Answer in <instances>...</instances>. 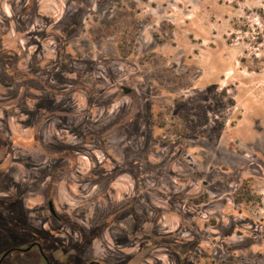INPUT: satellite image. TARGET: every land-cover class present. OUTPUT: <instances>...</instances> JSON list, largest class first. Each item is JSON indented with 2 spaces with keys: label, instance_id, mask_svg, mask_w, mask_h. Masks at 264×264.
Wrapping results in <instances>:
<instances>
[{
  "label": "rangeland",
  "instance_id": "374dc122",
  "mask_svg": "<svg viewBox=\"0 0 264 264\" xmlns=\"http://www.w3.org/2000/svg\"><path fill=\"white\" fill-rule=\"evenodd\" d=\"M0 160L4 264H264V0H0Z\"/></svg>",
  "mask_w": 264,
  "mask_h": 264
},
{
  "label": "flooded vegetation",
  "instance_id": "af4514ba",
  "mask_svg": "<svg viewBox=\"0 0 264 264\" xmlns=\"http://www.w3.org/2000/svg\"><path fill=\"white\" fill-rule=\"evenodd\" d=\"M12 134H13V133H12ZM3 161H6V159L4 158ZM1 162H2V160H0V163H1ZM0 174H2V171H0ZM0 176H2V175H0ZM11 187H13V184H11L10 181H9V182L7 181V183H6L5 185L0 186V191H7V190H9ZM6 197H7V195H6ZM6 201H7V202H1V199H0V210H1V208H3V205H4V204H10V203H9L10 199L7 198ZM49 203H51V202H48L49 212H50V214H51L52 216L56 217V214H55L54 209H53V207H52V203H51V206H49ZM3 209H4V208H3ZM5 210H6V208H5ZM7 213H8V212H7ZM8 214H9L10 217H11V214H10V213H8ZM32 248H36V249H38V252L40 253V255H41L42 258H43L44 264H50L48 258L45 256V254H44V252H43V250H42V247H41V245H40L39 243L33 242V243L29 244V245L26 247V249L23 248L24 250H22V251H26V250H28V249H32ZM13 250H14V249H10V251H8V252H6V253H3V255L0 256V264H4L5 258H7L8 255H11V252H12ZM104 261H106V262H104ZM104 261H99V260H94V259H93V260H87V261L85 262V264H114V263H112V262H109L108 259H107V260H104ZM124 263H126V262H124Z\"/></svg>",
  "mask_w": 264,
  "mask_h": 264
},
{
  "label": "water",
  "instance_id": "95a60500",
  "mask_svg": "<svg viewBox=\"0 0 264 264\" xmlns=\"http://www.w3.org/2000/svg\"><path fill=\"white\" fill-rule=\"evenodd\" d=\"M49 206H51V203H49Z\"/></svg>",
  "mask_w": 264,
  "mask_h": 264
}]
</instances>
